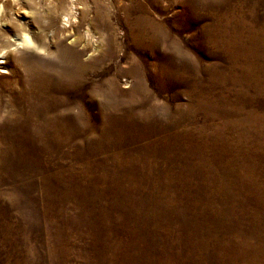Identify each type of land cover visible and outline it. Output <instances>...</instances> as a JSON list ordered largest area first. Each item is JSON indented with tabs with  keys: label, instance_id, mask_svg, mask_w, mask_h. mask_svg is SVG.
I'll use <instances>...</instances> for the list:
<instances>
[{
	"label": "rangeland",
	"instance_id": "1",
	"mask_svg": "<svg viewBox=\"0 0 264 264\" xmlns=\"http://www.w3.org/2000/svg\"><path fill=\"white\" fill-rule=\"evenodd\" d=\"M8 48L0 264H264V0H3Z\"/></svg>",
	"mask_w": 264,
	"mask_h": 264
},
{
	"label": "bare ground",
	"instance_id": "2",
	"mask_svg": "<svg viewBox=\"0 0 264 264\" xmlns=\"http://www.w3.org/2000/svg\"><path fill=\"white\" fill-rule=\"evenodd\" d=\"M3 0H0V3L2 2ZM56 2V1H54ZM57 3V2H56ZM73 3H76V1H73ZM58 4V3H57ZM4 6V5H3ZM37 7V6H36ZM74 9V8H73ZM55 13V12H54ZM70 14H73L71 11L69 12ZM15 41V49H19L21 47H24V46H29V45H34V43L32 42V39L28 36V35H25L24 37H17L14 39ZM8 46L4 47V48H7ZM10 53H11V49L8 48L6 50H4L3 52L1 51L0 52V65H4V66H1L0 68L1 69H4V70H7V64H8V58L10 56ZM9 72V70H7ZM5 72V71H3Z\"/></svg>",
	"mask_w": 264,
	"mask_h": 264
}]
</instances>
